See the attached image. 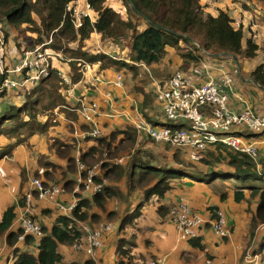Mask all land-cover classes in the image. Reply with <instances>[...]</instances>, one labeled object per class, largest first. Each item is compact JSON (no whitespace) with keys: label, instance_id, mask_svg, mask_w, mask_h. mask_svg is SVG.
Instances as JSON below:
<instances>
[{"label":"trees","instance_id":"obj_1","mask_svg":"<svg viewBox=\"0 0 264 264\" xmlns=\"http://www.w3.org/2000/svg\"><path fill=\"white\" fill-rule=\"evenodd\" d=\"M74 1L0 0V24L4 22L10 24L21 38L28 34L35 35L33 47L51 39V43L45 46V49L60 54L65 64L68 63L70 77L74 84L82 80L79 72L83 63L92 65L99 63L103 69L114 68L103 62L106 58L126 66L130 72L134 73L133 79H136L139 66L149 67L162 62L168 50L177 51L184 66L198 67L206 56L194 42H197L207 53L232 54L242 60L256 58L260 49L252 40H249L244 48V33L232 26L229 14L224 11H219L217 16L207 14L200 0H122L128 12L125 16L108 6L107 0H87L94 19L83 18L82 26L78 29L72 14L67 11L68 6ZM257 1L264 2V0ZM94 33L100 34L102 42H106V45L126 43L132 64L125 60H116L106 52L91 53L86 50V43ZM6 35L8 36V32ZM24 45L26 48L32 47L25 40ZM62 73L67 74L63 67L53 65L50 76L39 82L38 87L36 85L32 90L21 93L23 97L21 106L11 104L0 115V139L12 141V144L0 146V160L12 156L18 145L29 141L36 133L45 135L49 151L53 152L57 158L67 161L65 168L62 167L61 179L56 182L62 184L65 194L74 193L79 199L72 212V219L59 215L50 229L48 226H41L43 237L38 243L36 254L15 248L16 259L13 264H59L63 260L59 247L72 248L84 236L78 227V222L89 221L91 224L101 222V216L91 212L94 207L107 212L106 204L109 201L124 200L126 202L135 193L144 195L145 201L153 197L163 199L172 189L173 179L187 178L189 175L198 173L205 177L211 173L221 174L226 180L232 179V181L236 176L238 178L236 183L239 185L236 187L235 201L237 203L246 201L249 207L257 203L251 227L255 229L264 225V189L254 184L264 178L259 174L257 164L247 155L236 153L223 144H217L213 150L209 149L203 153L188 150L196 158L189 163L180 157L179 150L174 153L173 160L167 154L139 148L135 149L133 153L135 156H132L130 151L137 142L138 134L135 126L127 125L125 130L119 129L108 135L97 138L88 136L86 141H93V145L87 151L80 150L79 159L76 160L75 144L66 143L49 134V129L60 123L54 122L52 118L45 123L39 121V116L44 111L52 113L59 108L71 122L81 125L84 121L81 128L86 132L89 131L88 133L92 132L90 123L81 114L67 108L69 104L63 91L69 89L70 85L65 83ZM6 78V74L0 73V86ZM251 78L257 85L264 88V59L262 64L252 72ZM5 97L6 92L0 90V104ZM144 108H147L146 103ZM70 127L73 125L71 124ZM127 133H129L128 136H126ZM145 138L155 143L150 138ZM165 147L171 148L168 145ZM125 154L130 156L127 161L123 160L118 164L109 163V160L121 159L125 157ZM37 164L39 170L35 171V177L55 180L54 172L60 168L56 163L48 160L45 154H40ZM80 165L85 170L80 171L78 169ZM96 166H100L102 173L93 176L92 180L96 187L101 188L93 195L92 203L83 196V191L86 190L85 182L90 178V171ZM137 167L139 170L136 173ZM42 169L45 170L42 172L44 176L41 175ZM174 171L176 173H173ZM78 172L82 179L81 183L76 180ZM254 179L257 180L252 181ZM107 182L121 184L115 186ZM242 182H246V185L240 184ZM249 183L251 185L247 186ZM76 188L79 193H75ZM33 195L38 198L37 192ZM145 201L142 200L129 216L123 218L117 211H111L107 214V220L110 222L119 220L121 223L117 225L120 232L126 231L129 225L135 227L137 226L135 222L144 215ZM20 204L24 205V199ZM210 211L215 215L217 209L211 208ZM156 213L164 219H169V210L164 205L158 206ZM44 214H50V211L46 210ZM16 218V205L6 208L2 213L0 241L3 239L10 248H14L24 237L25 246L34 245L36 240L32 236H25L23 229L12 230ZM127 239L124 237L117 244L119 264H126V259L129 263L132 257L131 252L134 253L132 247L128 248L131 241ZM194 241L192 239L188 243ZM262 248H264V242L260 249ZM151 258L156 259V257ZM148 260L144 259V264H147ZM86 264H94V262L91 260Z\"/></svg>","mask_w":264,"mask_h":264},{"label":"crops","instance_id":"obj_2","mask_svg":"<svg viewBox=\"0 0 264 264\" xmlns=\"http://www.w3.org/2000/svg\"><path fill=\"white\" fill-rule=\"evenodd\" d=\"M212 1H213L212 5H208V7L204 8L207 14H210L212 16H217L219 11H224V12L229 13L230 18H236V17L243 18L242 17L243 15L245 19L244 22L246 24L256 23L255 25L257 28V32L259 34V38L256 44L259 46L260 49L257 53L256 58L250 59V60H246V59L242 60L238 58L239 60L238 64H236L234 60L230 57H214V56H208L203 53L206 56V58L203 59L201 62H206L207 64L213 65L215 66V69L210 71L209 77L202 79V81H205L207 78H211L217 82H220L224 76H229L234 81L233 93L228 91L230 95V98H229L230 108L235 112L243 111L246 108H250L254 110L255 113L264 115V89H262L259 85L254 84L252 82L253 79L251 78V76L250 78L248 79L244 78L243 80L241 77L242 76L241 62H244L245 70L248 71L250 74H252L255 68H257L259 65L262 64L263 59H264L263 57V53H264V2H260L257 0H212ZM200 4L205 5V2L200 0ZM257 8L260 9L261 11H257ZM89 13L94 18L93 12H89ZM251 17H253V21L250 20ZM249 40H250V36L247 33H245L244 40H243L244 48L246 47V44ZM90 42H92V45H88V43ZM113 46H115V44H112V45L104 44L102 42L100 34L94 33L91 39L86 43V50L90 51L91 53H96L100 51L104 53L106 52V54H110L115 58H119L120 59V60L118 59L119 61L125 60L127 62V60L130 59L129 53H128V57H126L127 53L125 54V56H119V55L110 53L109 50ZM120 46L127 47V45L124 43H120ZM106 47H109V48H106ZM18 48L21 51L23 48H26V46L23 43V45L20 44ZM20 57L21 55L16 54L13 57V60L18 61ZM60 63L61 62L56 61L54 65L56 67H63L65 72L68 75H70L71 72H70V67L68 63L66 64L65 63L60 64ZM129 64H132V62ZM138 69L139 70H138L137 78L133 80V73L130 71H124V70L117 71L114 68L103 69L101 67V64L99 63L93 64V65L87 64L84 70V72L86 73L82 76V80L76 84L74 88V94H71V96L66 98V101L71 106V108L69 109L79 113V109H72V106L84 104L89 107L92 102L96 103L98 106V110L96 114H93V112L91 113L92 118L95 122L93 126L99 128L101 132L103 133V135H108L110 132H114L119 129L125 130L127 125L134 126L136 123L140 122L141 120H145L148 123L155 124L152 120H155L156 118L160 116H163L159 108L158 101H157L158 87L162 86L170 78V76H172L174 73L179 72V71H189L190 69H192V67L183 65L177 51L168 50V53L162 62L156 65H153V66H149V67L139 66ZM117 76H122L123 78L124 86L122 88L116 87L115 82L111 86H108V85L103 86L104 88H106V90L109 93L113 95L112 99L109 102H106V100H109L108 99L109 96L105 95L106 93H103V92H101V95L99 97L94 98V99L92 98L93 101L92 99L90 100L89 98H85L81 101L77 100L78 98L77 96H81V95L83 96L85 94L89 95L88 90L92 89L90 88V86L94 85L95 81H97L96 79L115 81ZM143 78H146V80H144ZM240 79L241 81H244L245 83H249L253 85L255 89L257 90L247 91L243 89L240 85H238V82H237L238 80L240 81ZM129 82H132L134 85ZM148 82H150L151 91L141 92L139 88H142L141 86H144ZM133 88L136 94L132 92ZM25 91H28V90H22V91L21 90H10V92H25ZM6 98H7V95L5 99ZM20 98H21L20 102H22V98H23L22 94ZM113 100H116L118 104L114 105L115 114H112V116L109 117L106 115L108 113L107 111L108 106H109L108 104L112 105L114 102ZM144 103L147 104V108H144ZM128 107L130 109L134 107L133 109H131V114L128 111L129 110ZM66 119L67 118L65 117L64 120ZM84 123L85 122L83 121L82 124ZM71 124L73 125V128L75 127L74 129H76V132H78V134L75 135L78 139L77 141L79 142V140L85 139V142L88 144L87 146L85 145L81 147L79 146L78 150L79 151L89 150L90 147L93 145L92 143H90V141H86V138H87L86 133H88L89 131L86 132L85 130H83L81 128L82 124L80 125L79 123H74V122H71ZM157 124L158 123H156L155 125ZM137 134H138L137 142H139L141 141L143 136L139 134L138 131H137ZM242 134H243V130H242ZM243 136L246 139L247 143L254 144L256 148H258L259 157L261 158V160L264 161V140H257L256 138L251 137L252 135H249V136L243 135ZM82 137H85V138H82ZM61 140L64 141L62 137H61ZM64 142L66 143L73 142V144H76L74 141L67 140ZM1 143L2 142H0V144ZM159 145H162L163 148L162 150L158 152H160V154L161 153L167 154L172 160L174 159L173 157L174 153H176L178 150L180 151L179 152L180 157L185 160V157L181 152L183 150H186V151L190 150L187 148H174L170 145L168 146H170L171 148H166L164 144H159ZM2 146H5V145H2ZM214 147L215 146L211 147L210 150H213ZM78 150H76L75 155H78V158H79ZM141 150L153 151L152 148H143ZM158 152H155V153H158ZM23 155H24V160H26V155L25 154ZM129 158L130 156H128V159ZM59 160H62V159H59ZM121 161H122L121 159H114V160H109V163L118 164V163H121ZM2 163L3 162H1V164ZM63 164L64 165L67 164V161L63 162ZM256 164H257V169L259 170V174L262 175V177L264 178V165H262L261 162L260 163L258 162ZM0 167H2V165ZM101 173H102V170L99 166L98 174H101ZM78 176H80V174H78ZM107 184L115 185L109 182H107ZM120 184L121 183L116 184L115 186H119ZM238 185L239 184H237L236 182L224 179L219 184L220 190H213V189H210L211 187L210 185L196 181L189 177L173 179L171 182L172 189L165 194L162 203L165 205L167 210H169L171 206L178 203V201L181 198H185L188 202L190 201L196 204H199V203L206 204V202L203 201L204 194L209 195V193H211L212 197L214 198V196L218 194L220 191H223L222 194L220 195V200L222 202L228 200V201H233L234 203H237L235 201V192L237 190L236 187ZM176 191H178V194L176 193ZM75 193H79L77 192V188L75 190ZM66 195H71L70 200H68L69 203L73 200L74 197L76 198L74 193L66 194ZM223 196H225V198H223ZM87 199L93 203L92 197L90 198L87 197ZM135 200L137 201L133 202V204L131 205V206L134 205V207L130 206L129 210H128V207L124 208V205L119 209L115 207L116 204H114V208H109L107 206L108 204H106L107 212H104L97 207H94L91 212L99 214L101 216V221H104V219L107 220V214L110 213L111 211H117L120 216H123V218H125L126 216H129L131 212H133L137 208V206L142 202V199H135ZM153 200L156 201V197L149 199V201H153ZM238 204H243L244 209L247 212L249 210L253 212V216H250V226H252V220L255 216V211L257 209V203H254L251 206V208H249V205L246 201H242L241 203H238ZM206 206H207V210L209 211V213H208L207 219L205 220L207 222L213 221L214 218H213V215L210 209L215 208L218 211V210H221V208L216 207V206H210V204H206ZM156 209L155 211H152V210L148 211L146 210L144 206V210H143L144 215L135 222L136 223L135 225L137 226L139 225V222L141 223V225L139 226L142 229V231L137 232L135 234H133V232L129 234V237H136V239H134V243L133 244L131 243V246H130L134 249V254L133 252H131L133 259L130 262V264H144L143 260L151 259V257H156V260L162 262V264H215L217 263L219 258L223 257L222 253L220 256H217L220 254L218 250H214L213 253H210V251L213 248L210 245V241L205 240L204 238L205 236H207L206 231L207 229L211 228L210 226H208L206 228V231H204L206 233H204L203 236L201 235L199 238L194 239L195 240L194 242H190V243H188L189 241L183 242L179 237L177 229L175 228V226L172 225L171 221L168 218L164 219L160 217L156 213ZM4 211H2V213ZM236 211L237 212L241 211V206H237ZM58 216H56V218ZM56 218L54 222L56 221ZM164 220H168L170 223L165 222ZM16 221H17V218H16ZM54 222L52 223V225L54 224ZM111 222H113L117 227H118L117 224L121 223L119 220L111 221ZM52 225L51 226L46 225V226H48L50 229ZM92 225H96V224H92ZM137 226L133 227L129 225L126 228V231H122V232H120L119 229L116 227L118 230L119 241L124 237L128 238L127 236L128 232H131V230L137 228ZM258 229H264V225H260L254 230H258ZM124 234H127V235L124 236ZM215 234L217 233L215 232ZM241 235H244V233L241 232ZM218 236L221 237L220 235ZM251 237H254V233H251ZM222 238L231 239V233L227 238L226 237H222ZM0 243L2 247L4 248V250L8 252V255L2 258V261H1L2 264H7L12 258L16 259L14 255L15 248L23 249V251H31L30 247L24 245V241L19 240L16 247L12 249H9L7 247V243L5 242V240L2 239ZM117 244L115 247V253L113 254V261H109V257H105L104 259H102L103 253L101 254L97 250L93 256H86L85 254V256L82 257L81 255H79L77 259L71 260L69 264H86L87 262H90L91 260L94 262V264H105L106 259H107V262L116 264L117 261H120L119 254L117 253V250H116ZM66 248L68 250L71 249L69 247H66ZM70 251L75 252L72 249ZM76 253H80V252H76ZM136 253H140V255L142 256H139ZM250 253L252 254V256ZM242 255L244 258L242 257ZM253 256L256 257V253L250 252L249 249H247L242 252L240 259L245 261L246 264H257V262L254 261ZM96 258H99L100 260L97 261L98 259L96 260ZM220 262H218V264ZM238 263L239 261L235 259L233 263L229 262L228 264H238Z\"/></svg>","mask_w":264,"mask_h":264},{"label":"rangeland","instance_id":"obj_3","mask_svg":"<svg viewBox=\"0 0 264 264\" xmlns=\"http://www.w3.org/2000/svg\"><path fill=\"white\" fill-rule=\"evenodd\" d=\"M107 4H108V6L112 7L113 9L117 10L118 12L122 13L124 16L126 14L128 15L126 6L122 0H107ZM85 5H86L85 0H77L75 2V7H77L78 10H76V11L78 13L81 11H87L88 8H86ZM72 6H73V4H72ZM75 7H73V9H72V12H71L72 14L74 13ZM257 11H261V10L257 8ZM140 24H142V23H140ZM0 26L2 28L4 36L8 32V36L6 35L7 38H5V41H4L5 47L0 49V64H2V66L6 70H12L17 65L21 64L19 62V60L18 61L13 60V57L16 54L23 55L22 52L24 53V51H31L29 49L34 48L33 44H34L35 35L28 34V35L21 38V36L18 34V32L10 24L4 22V23H1ZM30 35H32V37H29ZM27 36H28V39H26ZM24 40L32 47L29 48L27 46L28 48L26 50H22V52H21L18 47H19V44L23 45ZM103 43L106 44V42H103ZM112 44H115V46H113L109 50L110 53L115 54V55H119V56H125V54L127 53L126 57H128L129 51H128L127 47L120 46V43H112ZM112 44H108V45H112ZM124 44H126V43H124ZM88 45H92V42L88 43ZM99 59L101 60L102 58H99ZM127 61H131V60L128 59ZM103 62H106L109 65L113 66L114 68H116V70L129 71L126 66H123L122 64L117 63V62L113 61L112 59L106 58L103 60ZM83 66L84 65H82L81 71L79 72L82 76L86 73V72H84ZM241 71H242V76H241L242 80L244 78L245 79L250 78L251 74L245 70L244 62H241ZM27 78H28V76L26 75V73L21 72L19 74H12V75H10L9 78H6V79H9V80L16 79L15 82H17L18 84H21L20 82L24 81ZM68 79L70 82V83H68V85H70L69 89L63 91V95L66 98L69 97V95L74 94V88L76 86V84H74L71 77ZM143 79L146 80V78H143ZM96 80L97 81H95L94 85L90 86V88H92V89L88 90L89 95L85 94L83 96L82 95L77 96L78 101H81L85 98H89L90 100L92 98L93 99L97 98L101 95V92H103V93H106L105 95L109 96V98H108L109 100H106V102H109L112 99L113 95L111 93H109L106 90V88H104L103 86L104 85L111 86L114 82H115L116 87L122 88L124 86L123 79L122 78L120 79L118 76L116 77L115 81H112V80L107 81V80H99V79H96ZM39 82H41V81H39ZM118 82H120L121 86L118 85ZM145 82H147V81H145ZM237 82H238V85H240L243 89H245L247 91L248 90H257V89H255V87L253 85H251L249 83H245L244 81H241V79H240V81L238 80ZM129 83L133 84L132 82H129ZM35 84L37 85V83H35ZM24 86L25 85H23V86L20 85L19 87H24ZM26 86L29 87L30 90L33 89L32 87L29 86V83H26ZM37 87H38V85H37ZM71 87H72V89H71ZM141 87L142 88H139L141 92L151 91L150 82L146 83L144 86H141ZM132 92H134V94H136L134 88L132 89ZM21 93L22 92H10V91L8 93H6L7 98L0 104V115H2L4 113V111L6 109H8L11 104H16V105H20V106L23 104V102H20ZM85 96H87V97H85ZM79 98H81V99H79ZM93 99H92V101H93ZM113 101L114 102L112 105L108 104L109 105L108 109H107L108 113L106 115L109 117L112 116V114H115L114 113L115 112L114 105L118 104L116 100H113ZM91 104H93V102ZM67 108H71V106L69 105ZM97 108H98V106H97ZM133 108L134 107H132L131 109H133ZM72 109H79V114H81V112H80L81 110L82 111L86 110L87 113L89 115H91L90 111H89V109H91V107H88L87 105H84V104L74 105V106H72ZM131 109L129 108V110H128L130 114H131ZM92 111L95 112L93 109H92ZM41 113H42V111H41ZM23 116H24V114L22 115V117ZM50 118L54 119L53 120L54 122L57 121L58 124L60 123L59 125H56V126L49 129V134L51 137L59 138V139H61V137H62V139L64 141H67V140L68 141H74L76 143L75 145H76L77 150L79 149V146L81 147L83 145H85V146L88 145L85 142V139L79 140V142L77 141L78 139L75 135L78 134V132H76V129H74L75 127L74 128L70 127L71 121L69 119L64 120L65 115L59 110V108L55 109L52 113L49 111H44L39 116V121L41 123H45ZM152 121L154 123H158L159 125H164V126L181 125L179 122H169L163 116H160V117H158ZM90 125H91V130L95 128L92 123H90ZM62 128H64V129H62ZM237 133H238L237 130H232V131L226 133L225 135L226 136H233V135H236ZM87 134L88 133H86V137H88ZM84 135H85V133H84ZM128 135H129V133L126 134V136H128ZM243 135H245V136L252 135L251 137H254L257 140H264V132L263 133H254V132H251L249 130H243ZM82 138H85V137H82ZM94 138H97V137H94ZM0 142H2L1 144L5 145V146L8 144H12V141H10V140L6 141L4 138H1ZM90 143L93 144V141H90ZM1 144H0V146L4 147ZM136 148H139L140 150L143 148H152V150L154 152H158V151L162 150L163 147H162V145H159L157 143L155 144V143H152L150 141H147L145 136H143L141 141L136 142L134 148L130 151V154H132V156H135V155H133V153H134V150ZM181 153L184 155L185 160L188 163L196 160L195 156L193 155V153L191 151L183 150ZM23 154L26 155V160H24ZM40 154H45L46 156H48V160L56 163L60 167L59 169H57V171L54 172L55 180H48L45 177H43V178L35 177V175H34L35 171L39 170L38 164H37V159H38ZM122 155H124V153ZM74 156L77 158V160L79 159L78 155L74 154ZM121 160L122 161L124 160V162L127 161L128 156L125 154V157L121 158ZM1 162H3V163L1 164ZM63 162H65V161L59 160L53 154V152L49 151L46 136L38 134V133H36L33 137H31L29 139V141L27 140L26 142L18 145V147H16L14 149L12 156H9V158L6 157V158L0 160V166L2 165V167H0V216H1L2 211H4L6 208H8L12 205L17 206V208H16L17 221H15L13 224V227H12L13 230H16L17 228H19L21 217H23V219L27 222L31 221L32 223H35V224L37 223L42 230L41 226H44V225L45 226L46 225L51 226L52 223L54 222L56 216H58L60 214L64 215L65 213L69 214L70 208L73 205L75 206V204L77 202H79L78 201L79 199L77 197L76 198L74 197L73 200L69 203L68 200H70L71 195H66L63 192V189L61 186L62 184H58V182H56V180L59 181L61 179L62 171L65 168L66 164L64 165ZM258 162L259 163L261 162V164L264 165V161L261 160L260 157L258 159ZM62 167H63V169H62ZM137 168L138 169H136V173L139 170V167H137ZM43 171H45V170H43V169L41 170V175H43V173H42ZM173 173H176V172L174 171ZM178 175H181V174H178ZM188 177L192 178L196 181L205 182L206 184L210 185L211 186L210 189H213V190H220L219 184L224 179H226L221 174L214 175L213 173L209 174V176H207V177H205L204 175L199 174V173L189 175ZM80 179H81V177H80ZM80 179L78 178V174H77L76 180L81 182L82 179L81 180ZM37 180L42 182L41 188L36 186ZM229 180L232 181V179H229ZM237 180H238V178L235 176L233 178V181L238 183ZM255 180H257V179H254L252 181H255ZM257 182L254 183V184L257 183L255 186H260V187H263V189H264V181L261 180V181H257ZM45 184H46V186H45ZM240 184L246 185V182H242ZM250 185H251L250 183L247 184V186H250ZM220 187H221V185H220ZM34 192L38 193V198H36L33 195ZM77 192H79V190H77ZM222 192L223 191H220L218 194H216L214 196V198L212 197L211 193L208 192L209 195L204 194V199H203V201H205L206 204H210V206H216V207L221 208V210L224 212V214L226 216L227 227L231 233V239H223L222 237H219L217 234H215V232L211 228L207 229V231H206V228L204 229V231H206L207 233L204 231L202 232V236L204 235V233H206L207 236H205L204 238H205V240L210 241V245L213 248L210 251V253H213L214 250H218L220 254L217 256H220L221 253L223 255V257L219 258V260L215 264H218V262H220V261H222V262L224 261L226 263L227 262L233 263V261L235 259H237L239 261L238 264H246L245 261L241 260L240 258H241L242 252L244 250H247V249H249L250 252L256 253V257H254V256L253 257H254V261H256L257 264H264V248L260 249L262 243L264 242V229H258V230L252 229V227L250 226V216H253V212L251 210H249L247 212L244 209L243 204L234 203L233 201H228V200L222 202L220 200V195L222 194ZM176 193L178 194V191H176ZM23 199H24V205L22 206L20 204V202ZM135 199H142L143 201H145V198L142 197L141 194L135 193V195H133V197L130 199L131 201L129 200V201L125 202L124 200H120L119 202L115 203L118 200H113V201H109L107 206L109 208H114V204H116L115 207L120 209L124 205V208L128 207V210H129L130 206L133 204V202L137 201ZM181 199H184L186 204H188L197 215H199L203 219H207L209 211L207 210L206 204H201V203L196 204V203H192L190 201L188 202L185 198H181ZM162 201H163V199H159L158 197H156V201L155 200L145 201V208L148 211H150V210L155 211L156 207H158L160 205H164L162 203ZM130 202H131V204H130ZM237 206H241V211H239V212L236 211ZM131 207H134V205ZM170 208H169V214H170ZM249 208H251V206ZM46 210L50 211V214H44V211H46ZM164 221L169 222L168 220H164ZM27 222H24L25 227L28 226ZM22 224L23 223H21V225ZM101 224H104L105 226L113 225L114 228L111 230L110 229L104 230L102 232V229H104V228L101 227ZM139 225H141L140 222H139ZM139 225L137 226V228L132 229L131 232H128V235L126 234L128 236V239L131 241L132 244L134 243V239H136V237H129V234L132 232H133V234H135L137 232H141L142 229L140 228ZM78 227L84 235L82 240H84L85 237L89 233H91V235H93L97 239L96 232H91L90 230L94 231L93 229H96L99 227L98 233L102 237V245L103 246L98 250V252L101 254L103 253L102 259H104L105 257H109V261H113V254L115 253V247L119 241L118 230H117L118 227L113 222H110V221L104 219V221H101V223L98 226H97V224L92 225L89 221L78 222ZM241 232H243L244 235H241ZM251 233H254V237H251ZM42 237H43V231H42ZM40 240L36 241V243H35L36 246H35V244L32 246H29L31 248L30 252L33 253V251H34V253H36V249H37V246H38V243L40 242ZM20 241H24V239H22ZM130 246H131V244L128 246V248ZM7 247L9 249H12L8 245H7ZM71 249L75 252L70 251ZM71 249L68 250L66 247H63V246L59 247V252H61V254L63 255V260L59 264H69L71 260L77 259L79 255H81L82 257L85 256L84 250L83 251H76L73 249V247ZM76 252H80V253H76ZM136 254L139 256H142V255H140V253H136ZM1 255H2V257H1ZM7 255H8V252L6 250H4V248L2 247V245L0 243V263L1 264H2V262H1L2 258L6 257ZM86 256H89V255H86ZM251 256H252V254H251ZM242 257H243V255H242ZM132 259H133V257H131V260L129 261V263H127V259H126V264H130ZM96 260L99 261L100 259L96 258ZM14 261H15V259L12 258L7 264H9V263L13 264ZM119 262L120 261H117L116 264H119ZM105 264H114V263L107 262V259H106Z\"/></svg>","mask_w":264,"mask_h":264},{"label":"built area","instance_id":"obj_4","mask_svg":"<svg viewBox=\"0 0 264 264\" xmlns=\"http://www.w3.org/2000/svg\"><path fill=\"white\" fill-rule=\"evenodd\" d=\"M76 1L77 0L72 3L73 6L72 4L68 6L67 11L70 13L72 12ZM202 1L205 2V5H201L203 9L213 3L212 0ZM85 3L86 8H88L87 11L78 13L76 11L78 8L75 7L74 13H71L77 29L82 26L83 18L89 17L94 19L89 13L93 11L90 9L86 0ZM242 17L243 18H231L232 26L236 30H242L247 33L250 36V40L256 43L259 38L255 25L256 23L246 24L243 15ZM250 20L253 21V17H251ZM5 38L6 35L4 36L0 26V49L5 47ZM51 41L50 39L42 45L29 49L31 51H24V53L22 50H26L27 48H23L21 50L23 55H21L19 59L21 64L17 65L12 70H6L2 64H0V73L6 74L7 78L12 74H19L21 72H25L28 76L27 79L20 82L21 84L15 82L16 79H6L0 86V90L6 93L10 90H29L26 83H29V86L34 88L36 86L35 83L38 84L39 81L50 76V70L53 68L56 61L65 63L60 54L45 49V46L49 45ZM118 59L119 58H116V60ZM127 62L131 63L129 61ZM83 65L85 70L87 63H83ZM213 69H215V66L207 64L206 62H200L198 67L192 68L189 71L174 73L162 86L158 87L157 101L163 117L169 122H179L181 125H154L145 120H141L134 125L135 129L139 134L150 138L157 144L170 145L174 148H187L199 153L206 152L217 144H223L234 150V152L245 154L250 157L253 162L258 163L259 150L254 144L247 143L242 134V130L263 133L264 115L257 114L250 108H246L239 112L233 111L229 105V92L233 93L234 85L232 78L224 76L220 82L211 78L202 81V79L209 77L210 71ZM62 75L65 83L68 85V83H70L68 79L70 75L65 73H62ZM118 77L120 79L122 78V76ZM20 85L25 86L19 87ZM118 85L121 86L120 82H118ZM89 107H91V109H89L90 114L93 112L92 109L95 111L93 114H96L98 110L97 104H90ZM80 112L88 123L95 124L92 115H89L86 110H81ZM232 130H237L238 133L233 136L225 135ZM101 135L103 134L97 127L92 129L91 133L87 134V136L91 137H100ZM98 168L99 167H95L90 171V178L85 182L87 187L86 190L83 191L84 197H93L101 188L99 186L96 187L92 180L93 176L98 175ZM78 169L80 171L85 170L81 165ZM78 174H80V172H78ZM80 177L78 176L79 179ZM41 185L42 182L37 180L36 186L41 188ZM77 203L70 208L69 214H64L67 218L72 219V212L76 208ZM212 215L214 216L213 221L207 222L197 215L192 208L186 204L184 199H180L178 203L170 208L169 220L177 229L179 237L183 242L199 238L208 225L218 235L227 238L230 235V230L227 227V220L224 213L218 210L215 215L213 213ZM24 222L27 221L21 217L20 225L21 223L23 224L21 226L19 225V229L24 230L25 236H32L36 241H39L42 237L40 226L37 223L35 224L29 221L27 222L28 226L25 227ZM100 223H98L97 226ZM101 227L104 228L102 232L114 228L113 225L105 226L104 224H101ZM98 229L99 227L93 229L94 231L90 230L91 232H96L97 239L89 233L84 240H82V238L79 243L75 244L73 249L76 251L84 250L86 255L93 256L95 252L103 246L102 237L98 233ZM22 239H24V237L20 240ZM147 264H162V262L151 258L148 260ZM220 264L227 263L221 262Z\"/></svg>","mask_w":264,"mask_h":264},{"label":"water","instance_id":"obj_5","mask_svg":"<svg viewBox=\"0 0 264 264\" xmlns=\"http://www.w3.org/2000/svg\"><path fill=\"white\" fill-rule=\"evenodd\" d=\"M194 44L204 53V54H206V55H208V56H214V57H230V58H232L233 60H234V62L236 63V64H238L239 63V60H238V57L237 56H235V55H232V54H224V53H222V54H218V55H212V54H209V53H207L206 51H204L201 47H200V45L197 43V42H194ZM252 82L254 83V84H257L256 83V81H254V80H252ZM262 89H264L263 87H261Z\"/></svg>","mask_w":264,"mask_h":264}]
</instances>
